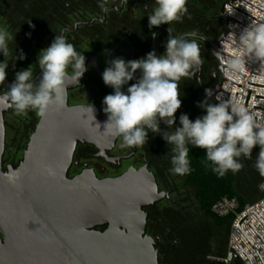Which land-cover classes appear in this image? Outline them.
<instances>
[{"label": "water", "instance_id": "1", "mask_svg": "<svg viewBox=\"0 0 264 264\" xmlns=\"http://www.w3.org/2000/svg\"><path fill=\"white\" fill-rule=\"evenodd\" d=\"M238 1L264 13L244 0L225 3L220 18L226 26V34L215 43L202 36L194 37L208 43L220 63L216 52L220 51L221 41L236 47L225 40L230 33L229 21L245 28L224 16V10ZM88 24L91 23H83ZM221 53L222 56H229ZM2 61L3 54L0 53ZM220 69L222 86L230 81L241 88L225 77L222 67ZM237 74L243 78L245 76ZM255 76L264 77L259 74ZM12 83L6 79L4 84L8 88ZM249 85L264 89L263 86ZM222 86L216 85L213 89L211 98L217 103L218 93L229 96ZM251 94L248 92L246 107L249 106ZM237 97L238 94L236 100ZM10 110L0 106V122L3 124L0 130V232L5 236V245L0 246V264H160L156 241L147 234L148 215L144 209L161 202L165 195L158 192L151 173L145 169L130 170L121 177L100 180L93 171L86 170L69 178L79 144L95 145L101 151L114 149L118 137L104 132L107 114L95 108L93 120L88 107H69L67 96L62 110L50 109L40 119L22 163L16 169L9 168L4 172L5 115ZM255 110L264 112L259 108ZM243 222L241 234L264 264L260 253L243 234Z\"/></svg>", "mask_w": 264, "mask_h": 264}, {"label": "clouds", "instance_id": "2", "mask_svg": "<svg viewBox=\"0 0 264 264\" xmlns=\"http://www.w3.org/2000/svg\"><path fill=\"white\" fill-rule=\"evenodd\" d=\"M155 5L152 14L148 15L149 29L180 21L188 12L187 0H155ZM29 24L34 27L31 22ZM168 31L170 35L162 55L157 56L155 51H150L138 60L114 58L111 67L105 68L102 79L106 86L114 89V93L103 99V111L108 117L103 125L104 132L122 138L123 146L127 147L145 145L149 130L161 134L167 144L172 145L170 172L179 176L192 171L188 145L205 150L207 162L219 177L229 171L233 174L239 172L243 168L241 158L250 160L254 147L259 146L254 167L264 178V112L253 111L235 98L225 100L216 96L218 103H209L205 99L199 104L206 115L193 122L188 115L181 114V127L173 130L175 113L182 106L178 82L191 77L203 60L200 46L194 38L195 32L187 34L193 37L189 39L173 35L170 27ZM152 35L155 38L157 34ZM14 38L6 28H0V53L4 57L0 62V86L6 80L7 58L11 55L9 42ZM228 40L236 43V47L227 59L221 51L216 52L221 59L222 71L235 76L245 72L247 62L253 61L260 64L264 74V22L250 23L238 37L230 32ZM221 44L223 48V41ZM24 58L22 52L20 56L15 55V60ZM85 61L83 53L78 52L72 43L64 36L56 35L50 46L42 49L38 56L42 73L39 83H34L30 66L16 72L13 83L0 92V106L12 108L17 115L34 111L41 118L50 109L62 110L67 98L66 85L69 82L79 84L88 70ZM138 70L140 77L126 92L123 91V86L135 78ZM206 91L210 98L211 92ZM88 112L94 120L93 105L89 104ZM161 121L168 130L161 132ZM96 125L100 128L99 123ZM2 128L0 122V130Z\"/></svg>", "mask_w": 264, "mask_h": 264}, {"label": "flooded vegetation", "instance_id": "3", "mask_svg": "<svg viewBox=\"0 0 264 264\" xmlns=\"http://www.w3.org/2000/svg\"><path fill=\"white\" fill-rule=\"evenodd\" d=\"M148 1L151 0H113L102 6L96 13H82L81 9H72L71 13L64 16V21L58 24L54 35L64 36L78 52L83 53L88 69L80 79L79 84L69 82L66 85L69 107H88L91 104L94 108L103 110L104 97L113 94L114 89L105 85L102 74L105 68L111 67V61L114 58H122L125 61L138 60L146 57L150 51H155L157 56H160L165 52V45L170 35L169 27L172 29L173 35L176 36H186L193 32L185 29L183 24L174 25V22L170 25L162 24L159 27L149 29L148 15L152 14L153 11ZM40 8L31 6L30 11L38 13L41 12ZM68 8L70 9V7ZM83 23L91 24L83 25ZM152 33L157 34L155 38H153ZM195 33L197 36H202L214 43L220 39L217 38L219 32L212 26L207 27L204 31H195ZM196 42L200 46L203 64L199 66L198 70H193L194 74L191 77L182 78L178 82L182 106L175 113L176 119L173 130L176 127H181L179 122L181 114L188 115L189 119L194 122L197 117L206 115V111L199 107L201 102L208 99L209 103H216L215 99L211 97L214 94L213 89L221 81L219 61L212 54L208 43L201 39H196ZM9 48L13 72L26 70L30 66L33 69L34 83H39L42 73L35 59V54L47 47L36 49L32 45V48L22 46H9ZM19 52H23L25 58L15 60V55L18 56ZM140 75L138 70L135 78L124 85L122 90L126 92L127 88L135 83ZM206 90L211 92L210 98ZM9 117L14 123L7 120ZM40 119L41 117L37 116L34 111L17 115L12 108L5 115L6 136L2 161L4 172H7L9 168L16 169L22 163L30 138L35 133ZM159 127L161 132L168 130L167 125L162 121ZM171 147L172 145H168L161 134L151 133L150 130L148 142L140 147L123 146L122 138L119 137L112 151H101L95 145L79 144L69 172V178H74L89 170L93 171L98 179L104 180L121 177L130 170L141 171L145 169L154 176L158 192L165 196L161 202L145 208L144 212L148 215L147 234L156 241L160 264H162L160 258L168 257L163 250L166 242L164 237L171 234L170 226L178 220V217L183 216L187 219L186 223H179L178 220V225L191 227L192 213L197 214L198 217L201 214L196 193L188 184L187 178L170 172L172 167L171 156L173 155ZM188 148L189 154L205 151L194 145H188ZM189 160L191 163L190 156ZM96 162H100L119 173L102 177L101 172L106 174L107 169H99ZM79 166H83L81 173L72 174L73 169H77ZM1 244L2 246L5 245V236L0 232V246ZM210 258L199 257L197 260L199 264H211Z\"/></svg>", "mask_w": 264, "mask_h": 264}, {"label": "trees", "instance_id": "4", "mask_svg": "<svg viewBox=\"0 0 264 264\" xmlns=\"http://www.w3.org/2000/svg\"><path fill=\"white\" fill-rule=\"evenodd\" d=\"M109 1L113 0H1L0 17L7 22L8 31L15 37L9 42L10 47L22 46L32 48V45H34L36 49H40L45 46H50L55 38L54 32L56 27L64 21V16L71 13L72 9H81L82 13H96ZM228 1L229 0H187L186 6L188 12L183 15L180 21L172 23L176 26H178V24H183V27L189 31H204L207 27L214 26L217 20H220L218 6L222 5L223 7ZM148 2L153 11L156 6L155 1L151 0ZM31 6L41 7V12L36 13L30 11ZM68 7H70V9ZM215 11H217V13H214ZM29 22H31V25L34 27L30 26ZM29 33L30 35H28ZM20 54L21 52L18 53V56H20ZM189 156L191 159L190 167L192 171L190 174L184 176L196 193L195 196L201 214L207 219L212 220L218 229H225L229 235L232 219H219L212 214L211 209L215 203L223 198H237L242 206L247 204L245 199L238 195L235 190L236 175L232 173L219 177L218 174L212 171L209 162H207L205 151L192 152ZM177 219L179 223H186L187 221L183 216ZM178 220L170 226L171 234H167V237H164L166 242L163 251L168 257L161 263L199 264L198 258L187 250L184 243L186 239L190 241V237L192 235L195 236L198 230H196V227L178 225ZM178 227H186V230L181 231V229H177ZM167 238H170V240H167ZM196 238L197 236L194 237L193 240ZM172 255L175 256V258ZM171 259H174L175 263L170 261Z\"/></svg>", "mask_w": 264, "mask_h": 264}, {"label": "built area", "instance_id": "5", "mask_svg": "<svg viewBox=\"0 0 264 264\" xmlns=\"http://www.w3.org/2000/svg\"><path fill=\"white\" fill-rule=\"evenodd\" d=\"M234 1L236 0H229L226 3V5L229 2H234ZM244 1L264 11V0H244ZM231 6L237 8L238 10L244 12L245 14L253 17L254 19L260 22H264V13L254 9L253 7L241 1H238L232 4ZM233 7H227L224 10V16L226 18L230 17L233 20L237 21L238 23L244 25L245 27H247L250 23H258L254 19L248 17L247 15L241 13L240 11L234 9ZM242 30L243 28L241 26L229 21L228 31L235 33L237 36H239ZM225 34H226V26L222 36H224ZM225 40L236 46V43L228 40V36L226 37ZM221 48H222V44L219 46V50L228 55H230L232 50L234 49V47L224 42H223V48L222 49ZM223 57L224 59H227L228 56L223 54ZM246 65L251 68L246 66V71L242 73L243 75H245L244 78L239 76L238 74L232 76L230 74H226L225 72V77L240 85L241 88L230 81L225 82L222 86L221 83L222 73H220L221 81L219 85L222 86V89L226 91L229 94V96L223 92L218 93L217 96L220 97L221 99L227 100L228 98L236 99V96L238 94L237 100L245 105L247 95L249 92L252 94L248 108H250L253 111H257L255 110V108L264 110V100L258 99V97L264 98V89L255 88L249 85L251 83L253 85L264 87V77L255 76V74H259V75H264V74H262L260 69V64L258 62L248 61ZM219 67L220 68L222 67V64L220 62H219ZM262 184L264 183H261L259 185V191L262 194V198L257 202L247 203L246 205L242 206L237 198H223L222 200L218 201L212 206L211 212L215 217L219 219L231 218L232 224L229 233L227 250L225 254L223 256L211 257L209 259L210 261H215L224 264H250V261L248 260L247 256L244 254L245 252L253 264H262L259 255L255 252V250L243 237L240 231V226L247 217V219L243 222L242 232L248 238V240L253 244V246L257 249V251L260 253L262 260L264 262V242H263L264 241V226H263L264 187H261ZM250 225L260 237L255 233V231L250 227ZM233 239L238 243V245L243 249L244 252L239 248V246L235 243Z\"/></svg>", "mask_w": 264, "mask_h": 264}, {"label": "rangeland", "instance_id": "6", "mask_svg": "<svg viewBox=\"0 0 264 264\" xmlns=\"http://www.w3.org/2000/svg\"><path fill=\"white\" fill-rule=\"evenodd\" d=\"M221 8L222 5H219L218 6L219 17L221 13ZM214 13H217V11H215ZM212 27L219 32L218 37H220L224 31L223 22L221 20H217V22ZM0 28H6L8 30L7 22H5L1 17H0ZM39 54L40 52L35 54V59L37 62H38ZM7 60L9 61V63L6 69V73H7L6 79H8L9 81H14L16 72H13L12 70L11 64L13 63H11L10 61V56L7 58ZM4 89H6L5 85L0 86V92H2ZM7 120L10 123H14L13 120L10 119V117L7 118ZM258 152H259V146H256L253 149L252 158L250 160L241 158V163L243 164V168L239 172L235 173L236 175L235 190L238 193V195H240L242 198L245 199L246 203H254L262 198V194L259 191V185L261 183H264V178H262L259 175L258 171L254 167ZM96 166L102 170L103 168L107 169L106 174L99 171L101 172L100 175L102 177H106L109 175L113 176L119 173L118 171L109 169L107 166L101 164L100 162H96ZM82 169L83 166H79L77 169L74 168L72 174L74 173L80 174ZM228 174H232V172L229 171L225 175ZM191 218H193V222L190 225L191 227H196L197 228L196 230H198V232L195 233L196 234L195 236L192 235L190 237V241L184 238L186 239L184 243L187 247V250L193 253L196 258L204 257L207 259L208 257H218L219 255L225 254L229 240V235L227 234L226 230L218 229L212 220L207 219L201 214L198 217L197 214L192 213ZM186 227L185 228L178 227L177 229H181V231H184L186 230ZM193 236L194 237L197 236V238L193 240L194 238ZM173 257L175 258V256ZM164 259L166 258L164 257L160 258L161 262L162 261L164 262ZM170 261H173L175 263L174 259H171Z\"/></svg>", "mask_w": 264, "mask_h": 264}]
</instances>
